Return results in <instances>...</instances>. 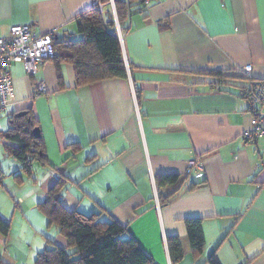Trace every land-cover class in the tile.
Here are the masks:
<instances>
[{"label":"crops","instance_id":"1","mask_svg":"<svg viewBox=\"0 0 264 264\" xmlns=\"http://www.w3.org/2000/svg\"><path fill=\"white\" fill-rule=\"evenodd\" d=\"M95 1L0 0V38L25 25L67 42L76 15ZM118 38L124 79L76 85L65 62L45 61L31 75L22 63L9 65L13 99L0 134L8 115L30 111L45 157L25 170L11 157L13 180L0 179V218L9 223L1 259L34 264L53 243L64 246L40 210L56 187L65 208L101 209L127 227L156 264H264V139L242 137L252 118L241 96L246 82L235 78L250 65L247 76L264 81V0H160L130 14ZM195 158L203 180L185 174ZM163 175L179 181L158 188ZM187 219H200L199 252L190 248ZM169 238L180 241L181 259H172Z\"/></svg>","mask_w":264,"mask_h":264},{"label":"trees","instance_id":"2","mask_svg":"<svg viewBox=\"0 0 264 264\" xmlns=\"http://www.w3.org/2000/svg\"><path fill=\"white\" fill-rule=\"evenodd\" d=\"M144 1L113 0L115 12L110 0L95 1L76 15L75 36L74 34L67 36V42L62 39L58 42L52 34L55 54L43 62L55 60L71 64L76 85L126 78L127 71L116 30V18L120 28L124 30L130 14L134 11H143L151 3L160 0L147 3ZM242 75H236L235 78L245 80V86H240L245 89L254 79ZM58 86L63 88L60 77ZM241 96L243 97V93ZM18 114L8 115V127L1 134L8 139V144H4L5 151L23 164L22 168L25 170L33 160L43 159L45 154L41 137H35L33 134L37 123L31 112L26 111L22 116ZM12 143L14 144L11 145ZM0 175L2 178L1 172ZM178 181L179 176L175 175H163L156 180L158 188L167 184L176 185ZM55 188L42 202L40 210L46 215L48 225H53L57 229L66 244L61 246L53 243L52 247L44 249L37 255L34 264H156L128 235L127 227L110 219L104 212L102 214L101 209L98 213L86 215L78 209L65 208ZM168 196V193L161 196L160 203L166 204L170 197ZM99 206L102 207L100 204ZM185 225L190 248L194 252L201 251L204 237L200 219H187ZM8 232L9 223L0 218V234L6 236ZM168 248L172 259L182 258V247L177 238L168 239ZM208 262L217 264L214 258H209ZM0 264H5L1 255Z\"/></svg>","mask_w":264,"mask_h":264},{"label":"built area","instance_id":"3","mask_svg":"<svg viewBox=\"0 0 264 264\" xmlns=\"http://www.w3.org/2000/svg\"><path fill=\"white\" fill-rule=\"evenodd\" d=\"M155 1L145 0L144 2ZM113 11V0H110ZM118 37H121V28L116 23ZM55 54L51 33L36 35L29 26H13L7 37L0 38V114L7 111L13 99V82L9 72V65L22 63L29 75L34 74L38 64L53 57ZM252 66L244 65L241 74H251ZM43 89V84H38ZM244 98L248 100V112L252 118V125L242 133L244 140L254 141L264 139V81L254 80L249 86L242 88ZM194 171L195 179H204L205 171L201 160H189L185 174L190 176ZM260 184H264V161L258 168ZM1 178V175H0Z\"/></svg>","mask_w":264,"mask_h":264},{"label":"rangeland","instance_id":"4","mask_svg":"<svg viewBox=\"0 0 264 264\" xmlns=\"http://www.w3.org/2000/svg\"><path fill=\"white\" fill-rule=\"evenodd\" d=\"M4 113H6V111L2 112V116L4 119L2 121H0V130L3 129V125H5V123H6V116ZM1 157L3 159L2 163L5 166V171L2 175V181L6 180V178H12V180H13V177L11 175L13 172V168H7L8 166H12L13 161H12L11 157H9V155L6 153L5 148H3V145L0 144V158ZM8 180H11V179H7V181ZM5 203H6V200L4 198H0V209H2L4 207ZM63 244L64 245L66 244L65 240L63 241Z\"/></svg>","mask_w":264,"mask_h":264},{"label":"water","instance_id":"5","mask_svg":"<svg viewBox=\"0 0 264 264\" xmlns=\"http://www.w3.org/2000/svg\"><path fill=\"white\" fill-rule=\"evenodd\" d=\"M116 22H117V20H116ZM24 114H26V112H19V116H22V115H24ZM33 134L35 135V137H38L39 135H40V132H39V128L38 127H35L34 129H33Z\"/></svg>","mask_w":264,"mask_h":264},{"label":"clouds","instance_id":"6","mask_svg":"<svg viewBox=\"0 0 264 264\" xmlns=\"http://www.w3.org/2000/svg\"><path fill=\"white\" fill-rule=\"evenodd\" d=\"M31 166V163L29 164V167Z\"/></svg>","mask_w":264,"mask_h":264}]
</instances>
